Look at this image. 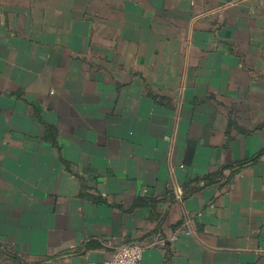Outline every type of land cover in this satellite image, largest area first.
I'll list each match as a JSON object with an SVG mask.
<instances>
[{"label":"crops","instance_id":"0c3cea01","mask_svg":"<svg viewBox=\"0 0 264 264\" xmlns=\"http://www.w3.org/2000/svg\"><path fill=\"white\" fill-rule=\"evenodd\" d=\"M131 242L264 264V0H0V264Z\"/></svg>","mask_w":264,"mask_h":264},{"label":"built area","instance_id":"2783aa9c","mask_svg":"<svg viewBox=\"0 0 264 264\" xmlns=\"http://www.w3.org/2000/svg\"><path fill=\"white\" fill-rule=\"evenodd\" d=\"M143 254L144 247L137 242H131L116 247L110 258L90 264H143Z\"/></svg>","mask_w":264,"mask_h":264}]
</instances>
